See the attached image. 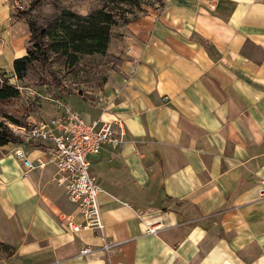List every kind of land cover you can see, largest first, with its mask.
<instances>
[{
  "label": "crops",
  "instance_id": "1",
  "mask_svg": "<svg viewBox=\"0 0 264 264\" xmlns=\"http://www.w3.org/2000/svg\"><path fill=\"white\" fill-rule=\"evenodd\" d=\"M163 4L112 38L119 64L100 102L75 101L87 123L125 127L124 144L90 156L103 230L72 231L80 216L57 169L16 157L45 161L44 151L9 144L0 264H264V0ZM5 30L0 70L25 56L30 34L10 0H0Z\"/></svg>",
  "mask_w": 264,
  "mask_h": 264
},
{
  "label": "rangeland",
  "instance_id": "2",
  "mask_svg": "<svg viewBox=\"0 0 264 264\" xmlns=\"http://www.w3.org/2000/svg\"><path fill=\"white\" fill-rule=\"evenodd\" d=\"M10 4L14 19L34 24L35 35L46 55L45 60L32 61L21 79L13 67L0 70L1 85L6 93L14 95L0 100V123L10 129L11 126L30 127L38 122H48L67 110L77 112L75 101L99 103L101 93L119 64L118 56L110 50L112 38L122 36L130 22L164 9L163 0H10ZM101 9L115 22L111 25L107 52L78 54L79 61L70 66L67 57L57 52L56 47L63 45V25L76 27L77 24L68 16L64 19L63 13L71 11L87 16ZM7 31L1 32L0 41L10 42ZM19 48L25 56L30 50L36 51L31 32ZM11 144L21 145L20 141ZM7 151L0 150V156ZM5 247L0 242V258Z\"/></svg>",
  "mask_w": 264,
  "mask_h": 264
},
{
  "label": "built area",
  "instance_id": "3",
  "mask_svg": "<svg viewBox=\"0 0 264 264\" xmlns=\"http://www.w3.org/2000/svg\"><path fill=\"white\" fill-rule=\"evenodd\" d=\"M14 136L24 146H36L44 151L46 160L31 161L23 149L16 151V157L27 169L46 168L53 165L57 173L53 181L64 188L69 201L78 210L79 223L69 222L74 232L96 229L102 231L99 196L102 188L91 172L90 156H97L105 146L118 148L126 141L124 123L121 120L87 123L79 112L67 110L48 122H38L30 127L11 126ZM264 197V184L261 191ZM160 226H149L147 233L154 234ZM114 245L104 243L103 248L110 251ZM93 252L91 248L82 255Z\"/></svg>",
  "mask_w": 264,
  "mask_h": 264
},
{
  "label": "trees",
  "instance_id": "4",
  "mask_svg": "<svg viewBox=\"0 0 264 264\" xmlns=\"http://www.w3.org/2000/svg\"><path fill=\"white\" fill-rule=\"evenodd\" d=\"M73 18L77 24L76 27H62V44L56 47L57 52H62L67 57L70 66L75 65L78 61V54H105L110 42L111 25L115 24L109 14L104 9L93 12L87 16H81L71 11H65L63 18ZM23 18V17H20ZM65 21V20H64ZM30 28L31 38L34 42V51H29L22 58H18L13 63V68L18 76L22 78L26 73L28 66L36 59L45 60L42 43L37 38L34 24L27 20ZM14 96L6 93V90L0 83V100ZM19 141L12 133L9 126L0 123V148L5 147L12 142Z\"/></svg>",
  "mask_w": 264,
  "mask_h": 264
}]
</instances>
